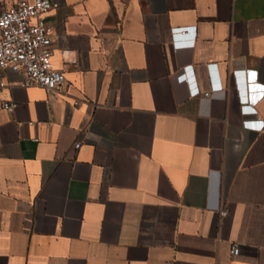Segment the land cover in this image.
Wrapping results in <instances>:
<instances>
[{
	"label": "crops",
	"instance_id": "crops-1",
	"mask_svg": "<svg viewBox=\"0 0 264 264\" xmlns=\"http://www.w3.org/2000/svg\"><path fill=\"white\" fill-rule=\"evenodd\" d=\"M51 1L74 62L49 94L3 71L0 264H264V97L230 75L264 83V0Z\"/></svg>",
	"mask_w": 264,
	"mask_h": 264
},
{
	"label": "built area",
	"instance_id": "built-area-1",
	"mask_svg": "<svg viewBox=\"0 0 264 264\" xmlns=\"http://www.w3.org/2000/svg\"><path fill=\"white\" fill-rule=\"evenodd\" d=\"M56 6L51 0H0V95L6 86L3 76L5 69L16 73L23 86H38L47 94L64 82L63 68L74 61L63 62L62 69L52 67L51 28L45 22L46 13ZM186 71L188 74L180 82L194 90L196 87L190 77L191 69ZM230 75L235 79L241 77L244 81L242 92L238 95L240 113L255 114L256 103L264 97V83L255 81L256 70H232ZM234 87L239 90L236 82ZM203 95H208V92ZM15 106V103L0 97V109L11 111ZM262 125L260 119L242 121V126L251 129H260ZM78 146V142L72 145L73 148ZM228 252L231 256H237L241 249L233 243Z\"/></svg>",
	"mask_w": 264,
	"mask_h": 264
}]
</instances>
